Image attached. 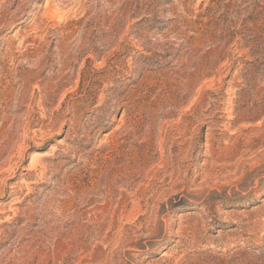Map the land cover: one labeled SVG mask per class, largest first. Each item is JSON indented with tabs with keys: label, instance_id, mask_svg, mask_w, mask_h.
Masks as SVG:
<instances>
[{
	"label": "rangeland",
	"instance_id": "374dc122",
	"mask_svg": "<svg viewBox=\"0 0 264 264\" xmlns=\"http://www.w3.org/2000/svg\"><path fill=\"white\" fill-rule=\"evenodd\" d=\"M0 264H264V0H0Z\"/></svg>",
	"mask_w": 264,
	"mask_h": 264
},
{
	"label": "trees",
	"instance_id": "16d2710c",
	"mask_svg": "<svg viewBox=\"0 0 264 264\" xmlns=\"http://www.w3.org/2000/svg\"><path fill=\"white\" fill-rule=\"evenodd\" d=\"M224 30V29H223ZM236 34H237V32L236 31H231L229 28L228 29H225L224 30V34H221L220 35V39L222 40V41H225L226 39H227V42L229 43L233 38H235L236 37ZM229 36H231L232 38H229ZM250 43H253V40H250V41H248V45H250Z\"/></svg>",
	"mask_w": 264,
	"mask_h": 264
}]
</instances>
